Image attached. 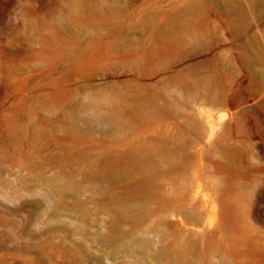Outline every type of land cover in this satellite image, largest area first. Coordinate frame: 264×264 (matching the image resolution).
Wrapping results in <instances>:
<instances>
[{
  "label": "rangeland",
  "instance_id": "1",
  "mask_svg": "<svg viewBox=\"0 0 264 264\" xmlns=\"http://www.w3.org/2000/svg\"><path fill=\"white\" fill-rule=\"evenodd\" d=\"M0 264H264V0H0Z\"/></svg>",
  "mask_w": 264,
  "mask_h": 264
}]
</instances>
